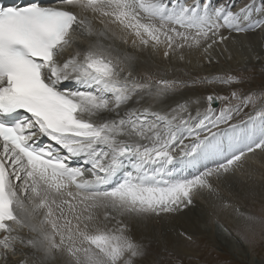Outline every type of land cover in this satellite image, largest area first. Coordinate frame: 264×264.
<instances>
[{
  "label": "snow or ice",
  "instance_id": "6c2138e0",
  "mask_svg": "<svg viewBox=\"0 0 264 264\" xmlns=\"http://www.w3.org/2000/svg\"><path fill=\"white\" fill-rule=\"evenodd\" d=\"M257 32L264 0L0 2V264H141L137 233L153 221L207 216L264 238V214L224 195L264 159V85L141 72L193 50L231 61L230 45ZM247 50L264 62V48Z\"/></svg>",
  "mask_w": 264,
  "mask_h": 264
},
{
  "label": "bare ground",
  "instance_id": "6f19581e",
  "mask_svg": "<svg viewBox=\"0 0 264 264\" xmlns=\"http://www.w3.org/2000/svg\"><path fill=\"white\" fill-rule=\"evenodd\" d=\"M11 1L15 3L24 2V0ZM228 3L234 7L239 5L240 0H228ZM241 40L245 47L241 48L240 43H233L230 45L234 59L228 62H224V57L221 56L220 63L214 62L209 64L206 60L202 59L201 53L193 50L186 51L183 61L176 57H172L171 60H166L162 56H154L147 61H142L144 67L141 69V72L142 74H151L153 75L152 77L156 78L161 75L164 76L165 79L176 78L179 72H184L185 74L182 75L180 79H188L189 74H196L197 72L200 75H212L220 74L223 71L231 72L234 69L244 67H262V63L264 62L249 58L247 46L251 45L257 52H260L262 48H264V34L257 32L249 36L241 37ZM218 52L219 50H217V53ZM224 195L235 205L236 203L241 204L247 201L248 206H250L254 201L259 202L262 198L264 199V159L257 156L253 161H250L244 173L238 174L237 178L226 186ZM222 222L227 223L230 227L233 223L227 215L222 217ZM206 223L208 224L207 229L204 227ZM181 227L187 229L191 233L201 235V238L208 237L211 243L226 247L231 254L235 252L241 257H248L250 263L257 262L255 258H250L248 256L246 245L243 244L242 240L234 234L229 236L227 233L217 232L207 216L202 217L200 222L195 224L188 219L177 220L175 228L162 226L159 222L153 221L146 226H142L137 235L139 240L145 245L150 244L151 246L156 245L158 247H165L167 249L179 251L178 253L183 255L186 254L183 244L181 243L183 240L181 236L177 235V229ZM20 259H22L20 256L13 258L14 261ZM260 263L261 262L258 264ZM261 264H264V262Z\"/></svg>",
  "mask_w": 264,
  "mask_h": 264
},
{
  "label": "rangeland",
  "instance_id": "374dc122",
  "mask_svg": "<svg viewBox=\"0 0 264 264\" xmlns=\"http://www.w3.org/2000/svg\"><path fill=\"white\" fill-rule=\"evenodd\" d=\"M241 3L242 0H240L239 5ZM239 5H236L234 7H237ZM230 73L242 75L248 78L245 84L243 85L244 89L251 88L253 90L258 91L261 88V86L264 85V68L262 67H257V66H251L247 68L244 67V68L234 69ZM184 74H185L184 72H179V75L176 78L178 77L182 78V75ZM212 75L216 76L219 74H212ZM153 78L159 79V78H164V76L159 75L158 78L156 77ZM203 90L204 89H201V91ZM245 111H249V109H246ZM260 201L259 202L254 201L252 205L249 204L250 206H248L247 201H244L241 204L236 203V205H238L237 207H239L243 211L252 213L256 216H260L264 214V199L262 198ZM256 231L257 234L251 243L242 240L243 244L246 245L248 256L250 258H255L257 261L256 263H250L248 261V257L246 256L241 257L239 254L235 252L231 254L226 247L211 243L208 237L201 238L200 237L201 235H196L195 233H192V235H194L193 236L194 242L193 240H187L185 238L183 239L182 237L183 242L181 243L183 244L186 254L180 255L178 253L179 251H174L160 246L158 247L156 245L151 246L150 244H148L145 245L146 254L142 258L141 264H258L259 262L263 263L264 238H261L259 234L260 233L259 229H257ZM233 234L236 236L235 233ZM196 238L198 239V241ZM158 248H160L161 250Z\"/></svg>",
  "mask_w": 264,
  "mask_h": 264
}]
</instances>
